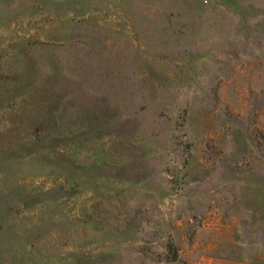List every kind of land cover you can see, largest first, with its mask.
<instances>
[{
    "label": "rangeland",
    "instance_id": "1",
    "mask_svg": "<svg viewBox=\"0 0 264 264\" xmlns=\"http://www.w3.org/2000/svg\"><path fill=\"white\" fill-rule=\"evenodd\" d=\"M0 264H264V0H0Z\"/></svg>",
    "mask_w": 264,
    "mask_h": 264
}]
</instances>
